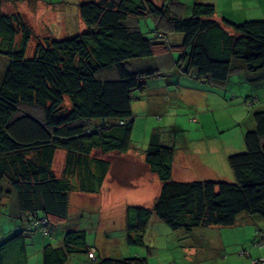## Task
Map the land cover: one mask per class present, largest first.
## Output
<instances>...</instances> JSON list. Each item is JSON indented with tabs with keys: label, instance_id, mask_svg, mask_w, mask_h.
Wrapping results in <instances>:
<instances>
[{
	"label": "trees",
	"instance_id": "1",
	"mask_svg": "<svg viewBox=\"0 0 264 264\" xmlns=\"http://www.w3.org/2000/svg\"><path fill=\"white\" fill-rule=\"evenodd\" d=\"M78 12L84 32L45 38L30 57L31 31L22 16L0 13V55L8 59L0 84V181L14 192L21 225L40 230L47 241L68 219L72 181L80 192L97 194L109 170L105 156L131 148L135 95L144 93L147 76L161 72H130L129 61L167 53L172 60L162 59L168 73L175 71L172 78L177 72L199 84L225 85L240 70L264 72V21H215L212 2L194 1L187 9L178 0H89ZM141 20L153 23L151 36L141 32ZM170 33L179 43H169ZM250 117L244 149L227 157L232 181L226 182L174 181L175 145L160 130L152 132L145 164L160 190L152 207L125 208L128 246L148 251L142 233L152 216L171 231L207 239L214 235L194 232L233 226L242 215L264 220V107ZM57 151L65 154L61 176L52 167ZM17 231L0 241V264L7 254L25 258V230ZM41 253L42 264H66L75 254L85 264H148L140 255L105 258L80 230L42 244Z\"/></svg>",
	"mask_w": 264,
	"mask_h": 264
},
{
	"label": "rangeland",
	"instance_id": "2",
	"mask_svg": "<svg viewBox=\"0 0 264 264\" xmlns=\"http://www.w3.org/2000/svg\"><path fill=\"white\" fill-rule=\"evenodd\" d=\"M86 1L89 0H1L0 13L8 15L18 13L22 16L31 31L26 50L27 56L30 57L35 45L45 38L58 39L84 32L86 29L79 17L78 6ZM152 1L156 4L160 2V0ZM178 1L184 3L187 9L194 2V0ZM254 5L250 6L252 12L257 11V15L260 12L264 14L263 4H258L255 8ZM152 26L151 20L140 21V30L146 34L145 36L152 35L150 33ZM19 39L20 34H17L16 43ZM176 43L178 42L175 41L174 44ZM174 53L177 58L178 53ZM160 55L129 61L128 64L130 72L143 74L161 72L157 77L147 76L144 93L135 95L136 100L132 107L133 129L130 153L145 152L154 130H160L162 139L166 142L170 141L171 146H174L179 138H184L185 141H188L189 137L197 139L201 133L211 135L212 137H208L210 140L214 138L218 140L216 147L221 153L224 151L220 141L226 145L231 143L236 150L241 148L242 138L247 131L253 110L264 107V72L260 71L257 74L241 72L244 73L242 79L230 89L217 86L213 91V88L208 86L206 88L208 93L199 94L194 91L187 94L190 81H196L179 74L172 78L164 69V60H161L163 55ZM7 65L8 59L0 55V84ZM239 74L240 72H236L233 78L237 80ZM250 75H255L253 77L256 79L246 80L245 78L251 77ZM230 83L227 87H230ZM159 89L162 90L157 92ZM201 89L200 87V91ZM253 90L257 92V97L251 95ZM178 92L182 98H179ZM189 97L192 98L191 104H188ZM253 98H258V102ZM189 107L210 108L207 109L205 112L207 116L204 117L200 116L202 113H198L197 108ZM193 117L198 119L196 123L191 121ZM196 128L199 129L198 133H195ZM199 149L196 144L194 151L198 153ZM182 151L185 152V149L177 151L175 160L177 165H173L174 181H232L231 174L228 175L230 170L222 163L214 169L212 165H195L194 169H190V173L189 170L179 169L178 156ZM64 158V154L60 151L55 152L53 171L57 176H61ZM215 163L217 164L218 160ZM119 164V162L112 164L117 176L114 182L108 178L97 194L80 192L77 189L78 183L72 181V191L68 193L69 218L56 230L53 229L54 238L48 241L40 230L32 228L30 232L27 225L26 227L25 224L21 225L14 192H11L5 181H0V241L10 238L17 230H25L26 235L25 258L7 254L2 263L42 264V244H57L66 232L80 230L86 233L88 241L94 245L98 254L105 258L123 259L140 255L147 259L148 264H254L258 261H260L258 264H264V220L258 216L242 215L237 218L233 226L213 227L194 232L195 235L200 233L214 235V239L210 236V239L199 238L194 237V234L189 236L183 231H171L158 218L152 216L148 227L142 233L148 251L145 247L128 246L125 208L129 205L152 207L158 195L157 185L160 186V182L155 174L151 177L144 175L141 169L128 170L126 164ZM129 185H135L136 188L132 190ZM190 242L196 244L195 249H189ZM85 261L84 255L75 254L70 256L66 264H85Z\"/></svg>",
	"mask_w": 264,
	"mask_h": 264
},
{
	"label": "crops",
	"instance_id": "3",
	"mask_svg": "<svg viewBox=\"0 0 264 264\" xmlns=\"http://www.w3.org/2000/svg\"><path fill=\"white\" fill-rule=\"evenodd\" d=\"M76 1H81V0H76ZM195 2L198 1H202V2H212L216 8V14L214 15V20L215 21H220L222 18H226L229 19L235 23H241V22H245V21H249V20H262L264 21V14L260 12L259 15L256 14L257 11L252 12L250 6L254 5V8L256 7V5L258 4H263L264 5V0H194ZM253 1V3H252ZM250 3V4H249ZM257 3V4H256ZM166 39H168L169 43H175V41H177L179 43V41L181 40L179 35H173V34H166ZM163 55L161 57V60H163L162 58L164 57V55H166V60H172V55H167V53L165 54H161ZM160 55V56H161ZM172 72V73H171ZM171 72H167V74L173 76L172 74L175 73V71H171ZM240 74L236 78H233V75L229 78L228 82L225 85H218L216 83H209V84H204L201 85L197 82L194 81H190V85L188 87V91L187 94H189V92H198L199 94H204L205 92H207L208 86L209 88H213L212 90L215 91V87L220 86L219 88H223V89H230L232 85H237V81L242 79V76L244 75L241 74V72H245L243 70L239 71ZM176 74H178L176 72ZM246 80H249L250 77L245 78ZM230 81H232L230 83ZM230 83V87L229 86ZM212 86V87H211ZM200 87L202 88L200 91ZM159 89L157 90V92H160ZM257 92L255 90H253V92H251V95H256L257 97ZM179 98H182V96H180V92L177 93ZM140 100V99H139ZM142 101V100H141ZM255 101L258 102V98H255ZM192 102V98L189 97L188 100V104H191ZM190 109L192 108H197L198 109V113H202L200 116H207V114L205 113L207 111L208 108L210 107H189ZM195 112V111H193ZM193 112H191L192 115ZM201 117V118H204ZM196 117H193V119H191V121L195 122L198 121V119ZM196 123V122H195ZM254 124H253V120L251 119V117L249 118V124L247 126V129H251L253 128ZM199 129L196 128L195 133H198ZM200 137L197 139L188 138V141H185L184 138H179L178 140H176V142L174 143L175 145V154H174V159H173V164H172V177H173V165H177L176 164V157H177V151H180L182 149H185V152L182 151L179 156H178V163H179V169L183 170V171H188L190 173V169H194L195 165L196 166H205V165H212L213 169L218 165L220 166V164L222 163L225 168L227 166L228 167V163H227V157L230 154L235 153L236 151H242L243 148V138H242V142H241V148H239L238 150H236V148L230 143L228 145H226L224 142H221L222 148H223V153H221L218 148L216 147V143L218 142V140H216L215 138L213 140L208 139L207 136H201V133H199ZM242 135H243V131H242ZM216 137V136H213ZM213 141V142H212ZM195 143V144H194ZM219 143V142H218ZM198 144V146L200 147L199 149V154L197 152L194 151V146ZM132 149V145L129 151H127L126 153L123 154H118L115 153L114 155H108L105 156V159L109 162V170L108 173L104 179V182L107 181L108 178H111L112 181L114 182V178H116L117 176H115V171L114 170V166H112V164H115L116 162H119V165H124L126 164L128 170H133L134 168H138L141 169V171H143L144 175H149V176H153L154 174L152 173V175L148 172L150 171L148 166L145 164V156H144V152L143 153H139L137 154V152L134 151V153H130ZM189 149V151H188ZM61 154H64L62 151H60ZM196 154V155H195ZM199 155V156H198ZM65 156V154H64ZM139 156V157H138ZM65 159V158H64ZM116 160V161H115ZM218 160V163L216 164L215 161ZM114 161V163H113ZM121 161V162H120ZM64 166V163H63ZM53 167V166H52ZM128 172V171H126ZM182 172V171H181ZM228 175L230 176V171L228 172ZM189 181H194V180H189ZM136 184V182H133ZM104 185V183H103ZM116 185V184H114ZM129 187H131L130 189H135L136 186H132L129 185ZM158 189L160 190V186L157 185ZM157 189V193L158 192ZM158 196V195H157ZM156 196V197H157ZM155 197V199H156ZM130 199V198H128ZM154 199V201H155ZM68 218H69V214H68ZM68 220V219H67ZM64 223V222H63ZM62 225V224H61ZM70 260V258L68 259V261ZM67 261V263H68Z\"/></svg>",
	"mask_w": 264,
	"mask_h": 264
},
{
	"label": "built area",
	"instance_id": "4",
	"mask_svg": "<svg viewBox=\"0 0 264 264\" xmlns=\"http://www.w3.org/2000/svg\"><path fill=\"white\" fill-rule=\"evenodd\" d=\"M89 257L92 258V253L89 254Z\"/></svg>",
	"mask_w": 264,
	"mask_h": 264
}]
</instances>
